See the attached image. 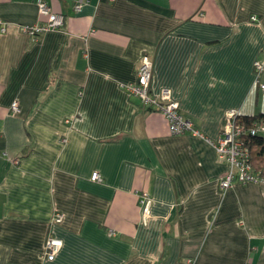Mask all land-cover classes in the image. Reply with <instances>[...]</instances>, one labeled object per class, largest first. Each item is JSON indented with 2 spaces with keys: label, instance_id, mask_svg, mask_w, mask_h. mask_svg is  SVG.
Returning a JSON list of instances; mask_svg holds the SVG:
<instances>
[{
  "label": "crops",
  "instance_id": "1",
  "mask_svg": "<svg viewBox=\"0 0 264 264\" xmlns=\"http://www.w3.org/2000/svg\"><path fill=\"white\" fill-rule=\"evenodd\" d=\"M45 1L32 35L37 0H0V264H264V181L221 189L215 148L264 113V0ZM145 54L199 134L129 93Z\"/></svg>",
  "mask_w": 264,
  "mask_h": 264
},
{
  "label": "built area",
  "instance_id": "2",
  "mask_svg": "<svg viewBox=\"0 0 264 264\" xmlns=\"http://www.w3.org/2000/svg\"><path fill=\"white\" fill-rule=\"evenodd\" d=\"M40 15L46 19L39 24L25 25L24 30L32 35H37L52 29H59L64 26L65 16L62 13L52 12L45 0H37L36 2ZM84 0H77L74 4L76 11L81 10ZM255 18V16H254ZM5 30V27H2ZM256 79L255 83L260 85L264 90V83L260 82V74L264 69V65L260 62L255 63ZM153 61L152 58L145 54L140 60L137 69L136 82L126 85L131 95L137 97L141 104L145 107L152 108L161 112L169 123L170 131L173 134H182L188 130L195 134H199L194 129L192 122L185 119L179 112V104L173 100L169 89H162L159 94H151L150 85L153 77ZM13 110H18L17 102L12 104ZM240 112L238 110H230L225 117V123L222 134L215 144L218 157L225 159L230 165V169L224 178L220 180V187L223 190L233 185V182L240 183L263 182L264 175L260 171L253 168L251 162V151L246 141L245 135H254L259 131H264V123H255L247 126L240 120ZM91 179L101 181L102 177L98 171L92 173ZM146 199V192L142 194ZM62 217L60 214L55 216V221L60 222ZM63 242L60 238L49 235L45 241L44 255L49 260L54 259Z\"/></svg>",
  "mask_w": 264,
  "mask_h": 264
},
{
  "label": "trees",
  "instance_id": "3",
  "mask_svg": "<svg viewBox=\"0 0 264 264\" xmlns=\"http://www.w3.org/2000/svg\"><path fill=\"white\" fill-rule=\"evenodd\" d=\"M240 120L247 126L255 123H264V113L255 115H243L240 113ZM264 131H259L254 135H245L246 141L251 151V162L254 170L260 171L264 175Z\"/></svg>",
  "mask_w": 264,
  "mask_h": 264
}]
</instances>
